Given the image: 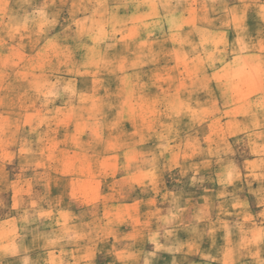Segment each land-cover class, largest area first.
<instances>
[{
  "label": "crops",
  "instance_id": "obj_1",
  "mask_svg": "<svg viewBox=\"0 0 264 264\" xmlns=\"http://www.w3.org/2000/svg\"><path fill=\"white\" fill-rule=\"evenodd\" d=\"M67 1L76 29L89 25L99 38L104 17L109 36L81 44L99 54L78 55L75 62L91 67L71 76L62 68L68 42L54 43L61 55L47 56L39 53L48 38L28 44L33 54L27 63L59 68L19 78L27 81V103L15 104L24 112L17 122L44 133L34 150L15 151L10 144L16 141L0 135V160L13 152L43 161V169L30 173L3 167L0 264H147V254L162 256L150 258L152 264H264V0H224L217 14L222 22L201 28L210 41L183 39L190 31L178 29L167 44L178 51L171 58L159 56L164 43L158 34L141 38L132 17L143 9H132L133 0H124L122 11H116L117 0ZM188 1L190 15L196 2ZM110 16L124 17L121 37L110 39ZM150 48L155 56L147 55ZM196 75L204 86H193ZM166 80L170 87L163 88ZM1 96H7L3 89ZM104 128L111 130L100 138L96 129ZM218 132L225 134L223 143L229 132L242 134L252 149L235 158L224 151L215 156L208 150ZM101 139L107 145L95 152ZM165 140L169 150L163 151ZM166 165L202 183L169 187ZM94 207L97 214L84 210ZM35 223L43 229L23 231ZM103 242L124 247L107 251L101 261Z\"/></svg>",
  "mask_w": 264,
  "mask_h": 264
},
{
  "label": "rangeland",
  "instance_id": "obj_2",
  "mask_svg": "<svg viewBox=\"0 0 264 264\" xmlns=\"http://www.w3.org/2000/svg\"><path fill=\"white\" fill-rule=\"evenodd\" d=\"M69 2L70 1L67 0H0V89H3V91L7 93V96L0 97V135H4L3 139L7 141L9 139L10 142L16 141V144H10V146L15 147V151L26 153L28 150H31L29 148L34 150L35 143H39L41 137L44 136L41 128L35 130L34 128H29V126H27L28 124L22 125V122H17L19 118L22 117L21 114L24 112L21 111L19 113L18 110H16L15 104L21 103L22 101L23 103H27V95L25 94L27 81L19 82V78L27 77L26 75L28 72H56L59 68V65L55 63H36L31 65L27 63V56L30 54V50H33V48H29V42L37 44L43 39L48 38L49 41L39 53L44 56H47L48 54L59 55L61 49L54 46V43H58L59 41L68 42V49L62 51L64 55H68V64L62 65V68L65 67L68 75L71 76L76 72L91 67L82 62H75L76 58H79L78 55L89 54L97 57L96 55L99 54L98 49L82 48L81 44L84 43V41L88 42L93 38H96L97 40L108 39L107 36H109V33L104 32L106 28L104 17H101L100 20L101 30L103 31H101L99 38L94 36L95 34L91 32V27L89 25L84 26L79 24L76 29V26L74 25L75 20H72V18L68 19L69 14L66 12V7ZM188 2V0H133L131 4L132 9H143L141 16L132 17V19L136 21L134 24L141 28L139 29L141 30V38L152 40L155 38V34L156 36L158 34L161 37L158 39L159 42L164 43V47L161 48L159 56L171 58L173 54L178 53V51H173L174 49L167 47V44H171L172 40L174 41L175 37H177V34L175 35L176 30H189L190 32H186L182 35L183 39L195 38V40H198L202 45L203 42L206 40L210 41L209 39L211 38L209 35L205 38L204 32L201 29L203 28L202 26H204L203 24H208V22L211 21L212 25H219L222 22L223 18L219 17L217 14L219 13V8H221L226 1L207 0V14L204 10L205 1L195 0L196 10H192L190 15L187 10ZM191 3H193V1H191ZM126 4L127 2L124 0H117L115 2V6L117 7L116 11H122ZM51 10L60 14L48 15L47 12L50 13ZM107 19H109L108 24L113 28V30H111V36L113 37H110V39L115 38V35L116 38L121 37L124 32H120L119 30L123 27L124 17L110 16ZM224 19H227V17H224ZM60 26L64 27V32L62 34L58 32ZM219 41L221 40L219 39ZM120 50L121 49H112V52L117 51L118 53ZM150 50H152V52H150ZM156 50L157 49L155 48H150L149 52L146 53L147 55L155 56ZM197 50L202 49L199 48ZM215 50L218 54V49ZM202 65L201 62L196 64L197 67H202ZM197 71H199V68L196 72ZM171 73L170 68L164 72L168 78L171 77ZM231 81L233 83L235 80L233 79ZM182 82L183 81H181V83ZM185 82H187V80ZM204 82L205 81L198 75L192 80V84L195 88L204 86ZM169 84V81L166 80L163 84V88H167ZM70 88L71 86L69 85V94L73 95L70 93ZM71 98L69 97V99ZM18 99H20V102H18ZM23 118H26V116H23ZM117 119H119V117H117ZM2 124L3 126H1ZM16 124H19V126H16ZM109 130L111 129H96V131L99 132V134L96 135L101 138V135L106 136V133ZM103 131L104 134L102 133ZM116 131L118 132L119 129L117 128ZM229 131H233V129L229 127ZM164 135L165 139H170L172 135L171 129H165ZM215 135H213L212 140L214 139L216 142L212 141L211 145H209L210 150H208L217 154L215 156H219V154L224 151L229 157L235 158V155H244L245 152L249 150V147L252 149V144L249 145V143L244 140L245 138L242 137V134H233L230 136L229 132V143L221 142V138L225 137V134L222 137L219 132ZM102 141V139L99 140L100 144L98 145L94 144L95 152H97L98 149L102 151V146L107 145L106 143H102ZM166 141L167 140L164 141L163 145H160L163 151L165 149L169 150V145ZM198 145L199 144H195L193 148L196 146L195 150H203L201 149L202 145L200 148ZM84 146L86 145H82V147ZM38 148L39 147H37L36 150H38ZM39 151H42V149ZM51 151H53V148H51ZM42 162L43 161L39 160H28L27 157L22 159L13 157V152H11L5 160H0V175L3 173V167L7 173H19L21 171L30 173L34 172V168L39 171V169H43V166L41 165ZM208 166L209 164H206L204 167ZM71 168H73V165H69V170ZM164 171V183L169 187L183 188L187 187L189 183H202V180L188 181L187 178L174 174V170H171L168 165L165 166ZM37 178H39V174H36V179ZM261 178L264 180V177ZM37 181H39V179H37ZM84 210L94 212L95 214L99 211L97 207L84 208ZM41 226L42 225L38 223L24 224L23 231L29 232V229L31 228L34 229V231L42 230L43 228ZM95 228L97 229L98 225H95ZM69 229L70 228L66 230L70 231ZM123 247L124 244L122 243H101L99 245V256L101 257V261L105 260L107 251L120 250ZM150 258L157 261L159 259L161 260L162 256L147 254V264L148 261L151 260ZM153 260L150 261V264H152Z\"/></svg>",
  "mask_w": 264,
  "mask_h": 264
},
{
  "label": "clouds",
  "instance_id": "obj_3",
  "mask_svg": "<svg viewBox=\"0 0 264 264\" xmlns=\"http://www.w3.org/2000/svg\"><path fill=\"white\" fill-rule=\"evenodd\" d=\"M25 264H27V261H25Z\"/></svg>",
  "mask_w": 264,
  "mask_h": 264
}]
</instances>
